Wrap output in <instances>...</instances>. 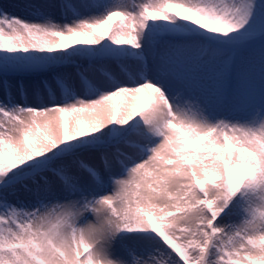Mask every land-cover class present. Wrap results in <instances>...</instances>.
Wrapping results in <instances>:
<instances>
[{
  "label": "snow or ice",
  "instance_id": "6c2138e0",
  "mask_svg": "<svg viewBox=\"0 0 264 264\" xmlns=\"http://www.w3.org/2000/svg\"><path fill=\"white\" fill-rule=\"evenodd\" d=\"M15 7L33 19L0 7V264H129L126 239L132 264H264V0Z\"/></svg>",
  "mask_w": 264,
  "mask_h": 264
},
{
  "label": "rangeland",
  "instance_id": "374dc122",
  "mask_svg": "<svg viewBox=\"0 0 264 264\" xmlns=\"http://www.w3.org/2000/svg\"><path fill=\"white\" fill-rule=\"evenodd\" d=\"M2 1L0 0V7H2ZM138 2V0H137ZM61 17V15L59 16ZM44 78H48V77H44ZM17 81L14 82V90L16 91L15 88V84ZM31 81L26 80L25 84H29ZM0 92L2 94V92H4V89L2 87V85H0ZM33 106H36V102ZM108 152L111 151V149L109 150V148L107 149ZM79 158L84 160L86 163L92 164L94 166L100 167V160H99V153H92V154H82L81 156L79 155ZM68 163H71L70 161ZM73 170L75 171V166L73 165ZM21 198L22 199H27L26 195L21 193ZM125 248L127 249H134V251L131 254L126 253ZM114 250L119 254V256L124 257L125 259H127L129 261V264H132V262L138 258L142 252H143V247L141 245L138 244L137 241L133 240V239H126L123 241H117L116 245L114 247Z\"/></svg>",
  "mask_w": 264,
  "mask_h": 264
},
{
  "label": "bare ground",
  "instance_id": "6f19581e",
  "mask_svg": "<svg viewBox=\"0 0 264 264\" xmlns=\"http://www.w3.org/2000/svg\"><path fill=\"white\" fill-rule=\"evenodd\" d=\"M18 3H19V0H3L1 5H2V7L6 8L7 11L10 13L22 16L25 19H33L32 17L27 16L24 12L20 11L17 7H15V5H17ZM60 15L61 14L58 10L54 13V17L57 20V22H62V18L59 17ZM113 70H115L114 66H113ZM93 78L98 79L99 74L97 73ZM73 80H74V82H76L78 84V78L75 77L74 73H73ZM14 82H15V80L11 81V83L13 84V87H14ZM26 86L28 87V93H29L28 102L30 104L34 105L35 99L32 95L31 82L29 84H26ZM12 93H13V96L15 97L16 101L20 102V97L17 94V92L14 90V88L12 89ZM4 98H5L4 92H2V94L0 92V100H3ZM109 150H110V148H109ZM101 151H108V150L107 149H101ZM82 154H84V153H81L79 155L81 156ZM86 154H88V153H86ZM113 253H114V255L119 256V254L114 249H113Z\"/></svg>",
  "mask_w": 264,
  "mask_h": 264
},
{
  "label": "clouds",
  "instance_id": "9594fccd",
  "mask_svg": "<svg viewBox=\"0 0 264 264\" xmlns=\"http://www.w3.org/2000/svg\"><path fill=\"white\" fill-rule=\"evenodd\" d=\"M102 214H104V210H102Z\"/></svg>",
  "mask_w": 264,
  "mask_h": 264
}]
</instances>
